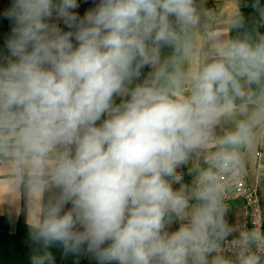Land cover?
Masks as SVG:
<instances>
[{
  "label": "clouds",
  "instance_id": "9594fccd",
  "mask_svg": "<svg viewBox=\"0 0 264 264\" xmlns=\"http://www.w3.org/2000/svg\"><path fill=\"white\" fill-rule=\"evenodd\" d=\"M252 7L264 19L260 0ZM79 8V0H11L0 12L10 25L0 48V152L11 151L32 184L57 192L35 239L96 264H207L228 231L220 188L203 170L189 190L178 169L221 119L253 104L210 157V168L238 163L237 149L264 121V34L217 36L196 53L204 58L180 95L200 21L195 0ZM228 23L246 21L237 11ZM164 49L173 54L162 59ZM248 242L240 264H260ZM50 260L45 253L32 264Z\"/></svg>",
  "mask_w": 264,
  "mask_h": 264
},
{
  "label": "crops",
  "instance_id": "0c3cea01",
  "mask_svg": "<svg viewBox=\"0 0 264 264\" xmlns=\"http://www.w3.org/2000/svg\"><path fill=\"white\" fill-rule=\"evenodd\" d=\"M2 1L0 0V5ZM79 3L80 8L77 11L80 15H83L89 6L86 5L85 1L81 4L79 0ZM195 5L200 14V21L191 35L193 53L185 58L182 64L185 80L184 86L179 90L178 94L180 95L190 93L191 88L187 75L204 58L203 55L197 57L196 53L198 51L201 53L210 51L217 36L222 40H230L229 18L235 12H240L241 8L239 0H195ZM172 54V49H164L162 50V59ZM148 71L144 69V74H147ZM254 110L255 105L249 104L247 114L237 111L231 118L220 120L207 144L193 152L188 163L178 169V173L183 177L182 184L186 185L189 190L196 187V175L203 170L211 169L210 157L217 151L216 140L225 133L234 131L237 123L240 120L248 119ZM237 152V164L240 166L247 182L259 192L264 211V121L253 127L251 141L237 149ZM20 168L21 164L11 151L0 152V215L10 219L12 230L16 229L20 221L32 226L42 222L49 205L55 201L57 196L54 189H41L32 184L26 167L22 173L19 171ZM174 187L179 188L180 185H174ZM230 192L232 191L230 190ZM191 202L196 203L194 200ZM222 212L228 231L217 243L225 238L236 239L241 231L243 207L239 199L233 195V192L228 200L222 199ZM172 227L175 229L177 225ZM218 257H222L228 264H239L237 258L232 255H210L207 258V264H214Z\"/></svg>",
  "mask_w": 264,
  "mask_h": 264
},
{
  "label": "trees",
  "instance_id": "16d2710c",
  "mask_svg": "<svg viewBox=\"0 0 264 264\" xmlns=\"http://www.w3.org/2000/svg\"><path fill=\"white\" fill-rule=\"evenodd\" d=\"M84 1L92 3V0H80L81 4ZM239 2L241 6L240 13L246 21L245 27L230 29L229 37L230 39L243 38L247 34L251 36L253 41H256L258 34H264V19L260 17L258 12L253 10L252 4L255 3V0H239ZM10 3L11 0H4L0 12L8 7ZM260 3L264 5V0H260ZM83 9L85 8L83 7ZM9 31V22L0 17V48L3 47L4 39ZM255 87L253 85V88ZM240 102V100H237V104ZM261 203H263L262 200ZM45 253L51 256L48 264H96V261L87 255L65 254L58 244L45 247L42 241L35 239L34 226L20 221L16 229L12 230L10 219L0 215V264H32L33 257L42 256Z\"/></svg>",
  "mask_w": 264,
  "mask_h": 264
},
{
  "label": "built area",
  "instance_id": "2783aa9c",
  "mask_svg": "<svg viewBox=\"0 0 264 264\" xmlns=\"http://www.w3.org/2000/svg\"><path fill=\"white\" fill-rule=\"evenodd\" d=\"M209 139H211V135ZM210 171L219 185L221 199L228 200L233 192V195L241 202L244 214L238 237L236 239L225 238L217 243V247L209 252L207 258L210 255H232L237 258L240 264L239 257L244 251V241L247 237L249 250L259 257L260 264H264V212L259 192L247 182L238 164L228 170L211 168ZM199 174L196 175L195 182L199 178Z\"/></svg>",
  "mask_w": 264,
  "mask_h": 264
},
{
  "label": "rangeland",
  "instance_id": "374dc122",
  "mask_svg": "<svg viewBox=\"0 0 264 264\" xmlns=\"http://www.w3.org/2000/svg\"><path fill=\"white\" fill-rule=\"evenodd\" d=\"M85 3H86V5H88L89 7L92 6V3L90 4V3H87L86 1H85ZM3 4H4V0L2 1L1 5H0V9H1V7L3 6Z\"/></svg>",
  "mask_w": 264,
  "mask_h": 264
}]
</instances>
